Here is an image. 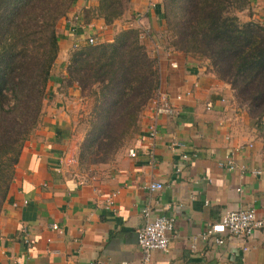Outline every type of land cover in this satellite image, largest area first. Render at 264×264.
<instances>
[{"label":"crops","instance_id":"obj_1","mask_svg":"<svg viewBox=\"0 0 264 264\" xmlns=\"http://www.w3.org/2000/svg\"><path fill=\"white\" fill-rule=\"evenodd\" d=\"M97 4L74 0L55 27L58 51L38 122L22 145L0 212V264H137L136 231L145 222L144 206L153 217L174 220L167 249L153 250L148 264H264V224L220 246L197 237L231 210L253 208L264 221V148L246 111L208 60L169 46L162 0H129L110 24L99 16ZM75 14L81 15L83 28L72 32L66 19ZM235 14L242 23L264 28V0H246ZM129 28L139 34L148 30L149 36L139 40L157 61V92L166 94L176 111L155 116L149 101L126 148L112 162L82 174L77 151L94 98L63 83L69 54L88 46L86 35L99 44ZM185 91L191 95L174 100ZM193 151L195 157L180 158ZM227 155L246 168L243 178L218 165ZM150 182L162 188L147 192L143 186ZM112 192L116 196L109 211L104 199Z\"/></svg>","mask_w":264,"mask_h":264},{"label":"trees","instance_id":"obj_2","mask_svg":"<svg viewBox=\"0 0 264 264\" xmlns=\"http://www.w3.org/2000/svg\"><path fill=\"white\" fill-rule=\"evenodd\" d=\"M129 0H98L105 24ZM74 0H0V212L7 200L23 143L36 126L55 61V27ZM246 0H162L169 46L206 59L229 85L238 107L251 119L264 148V28L240 22L235 11ZM65 85L92 96L77 164L112 162L138 132L139 119L159 86L158 65L139 31L117 32L111 42L72 50Z\"/></svg>","mask_w":264,"mask_h":264},{"label":"built area","instance_id":"obj_3","mask_svg":"<svg viewBox=\"0 0 264 264\" xmlns=\"http://www.w3.org/2000/svg\"><path fill=\"white\" fill-rule=\"evenodd\" d=\"M66 22L70 25L71 31L74 32L77 28H81L82 18L80 14H75L70 18L66 19ZM83 28V27H82ZM144 36H149L148 30H141L139 34V39ZM85 42L88 45L96 44L95 37L91 34L86 35ZM171 67H175V63H170ZM191 95L190 91H185L184 93H179L174 96V100L179 102L183 98L189 97ZM150 109L153 111L155 116L159 115H173L176 111L173 101L163 93L156 92L155 96L150 100ZM207 110L210 108L207 107ZM150 135L154 136V126H150ZM196 151L190 154H181L180 158L187 159L188 157H195ZM128 155L134 157V152L128 150ZM218 165L228 172L237 170L239 172V178H243L246 173V168L243 165L236 164L231 155L225 156L222 161L218 162ZM179 168H175V172H178ZM252 173H258L257 171H252ZM143 188L147 192H152L155 190H160L162 185L157 182H150L145 184ZM240 189L238 188L237 191ZM116 192L108 194L104 199V207L109 211H113L114 198ZM142 216L144 219V225L136 231V241L137 246L140 250L141 257L137 264H148L150 260V255L153 250L165 251L168 245V234L172 231L174 220L170 217L164 215L152 216L151 209L149 206H144L142 208ZM264 224L262 219H258L255 215V210L253 208H247L243 210H231L225 212L219 221L209 224L207 228L198 234V238L201 240H207L213 244L220 246L228 240H232L238 237H247L252 234L255 230L260 229ZM52 229L57 230L56 225L51 226ZM24 233V243L29 245V240L25 230L21 229ZM124 264V263H123Z\"/></svg>","mask_w":264,"mask_h":264},{"label":"rangeland","instance_id":"obj_4","mask_svg":"<svg viewBox=\"0 0 264 264\" xmlns=\"http://www.w3.org/2000/svg\"><path fill=\"white\" fill-rule=\"evenodd\" d=\"M164 39L166 40V42H167V38L166 37H164ZM79 169V168H78ZM80 170V172L82 173V174H87V173H89L88 171H84V170H81V169H79Z\"/></svg>","mask_w":264,"mask_h":264}]
</instances>
